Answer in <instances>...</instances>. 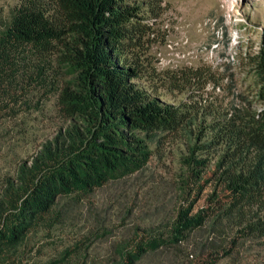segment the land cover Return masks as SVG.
Wrapping results in <instances>:
<instances>
[{"label": "trees", "instance_id": "obj_1", "mask_svg": "<svg viewBox=\"0 0 264 264\" xmlns=\"http://www.w3.org/2000/svg\"><path fill=\"white\" fill-rule=\"evenodd\" d=\"M143 6L141 0H20L4 19L0 110L17 114L40 87L57 94L65 121L2 179L0 264L6 249L50 220L60 197L91 193L143 169L153 156L152 142L193 115L184 102L164 103L135 81L145 68L147 17L158 13L146 14ZM248 63L264 95V32ZM215 129L212 139L191 142L183 158L189 173L180 187L192 192L189 202L176 208L164 231L134 240L119 264H137L150 251L182 243L210 220L214 227L247 208L253 217L236 229L232 241L264 236V104ZM216 141L225 148L211 163V156L198 152H210ZM206 188H211L207 203L197 206Z\"/></svg>", "mask_w": 264, "mask_h": 264}, {"label": "rangeland", "instance_id": "obj_2", "mask_svg": "<svg viewBox=\"0 0 264 264\" xmlns=\"http://www.w3.org/2000/svg\"><path fill=\"white\" fill-rule=\"evenodd\" d=\"M141 1L146 14L158 13L147 17L151 30L145 35V68L135 81L164 103L184 102L193 115L166 138L152 142L153 156L143 169L91 193L60 197L47 223L3 252L4 264L54 259L60 264H119L134 240L164 231L176 208L189 202L192 192H184L180 184L189 173L183 158L190 143L212 139L216 126L264 104L248 63L264 32V0ZM19 2L0 0V28ZM42 89H33L17 114L0 110V185L65 121L57 94ZM224 148L216 141L210 152L198 154L215 163ZM210 189L200 192L197 206L207 203ZM252 212L247 208L218 221L214 227L224 231L214 230L210 220L182 243L150 251L137 264H264L263 235L232 241Z\"/></svg>", "mask_w": 264, "mask_h": 264}]
</instances>
